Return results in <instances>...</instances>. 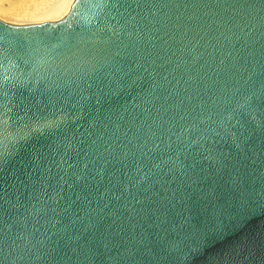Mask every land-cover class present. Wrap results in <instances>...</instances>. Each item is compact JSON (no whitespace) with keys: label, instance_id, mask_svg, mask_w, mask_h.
Listing matches in <instances>:
<instances>
[{"label":"water","instance_id":"water-1","mask_svg":"<svg viewBox=\"0 0 264 264\" xmlns=\"http://www.w3.org/2000/svg\"><path fill=\"white\" fill-rule=\"evenodd\" d=\"M0 264H264V0L0 19Z\"/></svg>","mask_w":264,"mask_h":264},{"label":"bare ground","instance_id":"bare-ground-1","mask_svg":"<svg viewBox=\"0 0 264 264\" xmlns=\"http://www.w3.org/2000/svg\"><path fill=\"white\" fill-rule=\"evenodd\" d=\"M75 0H0V19L14 24L46 23L62 19Z\"/></svg>","mask_w":264,"mask_h":264}]
</instances>
